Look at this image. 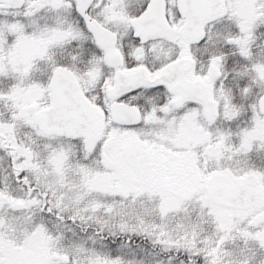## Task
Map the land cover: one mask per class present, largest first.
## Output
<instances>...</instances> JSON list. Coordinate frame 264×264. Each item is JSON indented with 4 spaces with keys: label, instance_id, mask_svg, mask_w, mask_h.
Listing matches in <instances>:
<instances>
[{
    "label": "snow or ice",
    "instance_id": "obj_1",
    "mask_svg": "<svg viewBox=\"0 0 264 264\" xmlns=\"http://www.w3.org/2000/svg\"><path fill=\"white\" fill-rule=\"evenodd\" d=\"M0 264H264V0H0Z\"/></svg>",
    "mask_w": 264,
    "mask_h": 264
}]
</instances>
